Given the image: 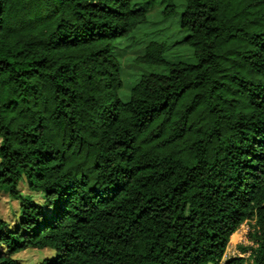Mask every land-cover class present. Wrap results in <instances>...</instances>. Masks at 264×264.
I'll use <instances>...</instances> for the list:
<instances>
[{
    "label": "trees",
    "instance_id": "trees-1",
    "mask_svg": "<svg viewBox=\"0 0 264 264\" xmlns=\"http://www.w3.org/2000/svg\"><path fill=\"white\" fill-rule=\"evenodd\" d=\"M151 1L0 0V264H264V0H165L194 62L149 42L134 62L166 71L122 101L113 51Z\"/></svg>",
    "mask_w": 264,
    "mask_h": 264
},
{
    "label": "rangeland",
    "instance_id": "rangeland-1",
    "mask_svg": "<svg viewBox=\"0 0 264 264\" xmlns=\"http://www.w3.org/2000/svg\"><path fill=\"white\" fill-rule=\"evenodd\" d=\"M165 0H153L145 7L147 9V23L139 26L127 37L119 40L114 48V55L120 63V74L123 88L119 91L122 101L129 95V89L137 82L143 73H164L166 70L157 66L137 65L134 59L142 55L145 47L151 41L163 42L168 46L165 59L168 62H194L192 51L184 42L186 33L179 28L178 8L176 14L163 18L161 12ZM1 142V141H0ZM18 194L30 198L37 203L42 202V194L27 186L24 180L18 185ZM20 215L19 200L9 195L7 189H0V218L9 226H14ZM254 221H245L230 238L223 261L231 257L244 256L240 254L241 247L251 246L249 234L252 233ZM53 252L49 249H26L14 255V258L25 264H39L43 259L50 258Z\"/></svg>",
    "mask_w": 264,
    "mask_h": 264
}]
</instances>
